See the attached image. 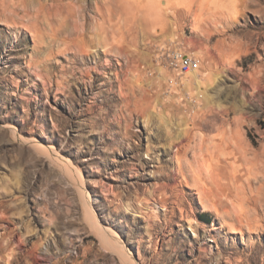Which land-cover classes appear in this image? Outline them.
I'll list each match as a JSON object with an SVG mask.
<instances>
[{"label":"rangeland","instance_id":"rangeland-1","mask_svg":"<svg viewBox=\"0 0 264 264\" xmlns=\"http://www.w3.org/2000/svg\"><path fill=\"white\" fill-rule=\"evenodd\" d=\"M0 264H264V0H0Z\"/></svg>","mask_w":264,"mask_h":264},{"label":"built area","instance_id":"built-area-1","mask_svg":"<svg viewBox=\"0 0 264 264\" xmlns=\"http://www.w3.org/2000/svg\"><path fill=\"white\" fill-rule=\"evenodd\" d=\"M166 62L170 71L180 75L192 73L196 71L199 66V61L180 47L168 48L166 52ZM190 102H192V107L196 108V104H193V99L190 98Z\"/></svg>","mask_w":264,"mask_h":264},{"label":"bare ground","instance_id":"bare-ground-1","mask_svg":"<svg viewBox=\"0 0 264 264\" xmlns=\"http://www.w3.org/2000/svg\"><path fill=\"white\" fill-rule=\"evenodd\" d=\"M40 5H39V7H38V11H37V15H36V17H38L39 16V13L40 12H42L43 11V9H44V7H43V5H41V3H39ZM105 15H103V17H104ZM162 17V15L161 14H159L158 15V17L157 18H161ZM34 38H36V36L34 37ZM42 148H44V150L46 149V150H48L47 152H51L52 151V153H53V148L52 147H48V146H42ZM50 154V153H49ZM55 154V153H54ZM61 163H65L66 161L64 160V158L63 159H60L59 160ZM69 165V164H68ZM68 167V166H67ZM86 202H87V206H88V209L91 207V205L90 204H92V197H90L89 196V194L87 193L86 195ZM93 219H94V226H95V228H96V230H95V232L97 233V234H99V235H101V236H103L104 234H105V230L98 224V221H97V218H95V215L93 216ZM122 247V246H121ZM120 252H121V255H126L127 254V250L126 249H124L123 247H122V249L120 248V250H119ZM128 254H130V253H128ZM127 259H129V258H127Z\"/></svg>","mask_w":264,"mask_h":264}]
</instances>
